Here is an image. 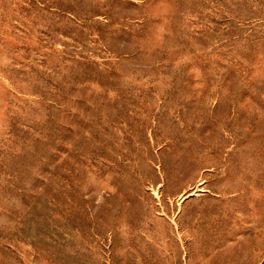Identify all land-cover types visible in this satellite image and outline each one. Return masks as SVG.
Wrapping results in <instances>:
<instances>
[{
	"label": "rangeland",
	"instance_id": "obj_1",
	"mask_svg": "<svg viewBox=\"0 0 264 264\" xmlns=\"http://www.w3.org/2000/svg\"><path fill=\"white\" fill-rule=\"evenodd\" d=\"M0 264H264V0H0Z\"/></svg>",
	"mask_w": 264,
	"mask_h": 264
}]
</instances>
